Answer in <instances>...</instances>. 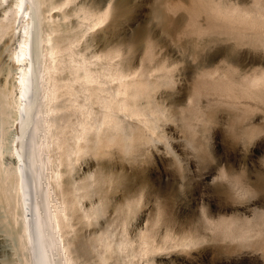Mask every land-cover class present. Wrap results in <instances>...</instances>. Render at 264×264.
Segmentation results:
<instances>
[{"label": "rangeland", "instance_id": "374dc122", "mask_svg": "<svg viewBox=\"0 0 264 264\" xmlns=\"http://www.w3.org/2000/svg\"><path fill=\"white\" fill-rule=\"evenodd\" d=\"M52 1L45 6L46 22L64 57L91 64L105 82L103 95L114 92L119 76L135 80L137 103L153 117L146 124L124 111L118 114L125 129L72 137L65 126L62 145L50 141L53 161L45 171L51 175L53 165L62 170L58 189L66 192L56 200L71 215L62 214V222L71 225L65 237L76 263L264 264L262 46L230 39L218 27L226 24L223 17L207 20L201 11L206 5L197 8L201 2L193 0ZM211 1L249 19L258 16L260 27L249 31L264 29V0ZM229 24L239 30L240 23ZM10 41L11 50L17 40ZM9 49L2 75L8 85L17 75L7 76L15 67ZM75 85L85 100L87 91L81 82ZM97 85L90 84L94 95L86 100L93 129L104 112ZM66 110L60 111L62 126L69 124ZM77 114L72 119L80 127L86 118ZM68 145L76 148L67 168L59 157ZM5 148L4 159L17 163ZM220 176L231 177L244 193L218 185ZM10 210L0 202V264L19 259L16 245L11 248L18 223Z\"/></svg>", "mask_w": 264, "mask_h": 264}, {"label": "bare ground", "instance_id": "6f19581e", "mask_svg": "<svg viewBox=\"0 0 264 264\" xmlns=\"http://www.w3.org/2000/svg\"><path fill=\"white\" fill-rule=\"evenodd\" d=\"M48 1L50 0H0V202L4 201V204L10 207V211L15 217V224H19H17V232H14L16 236L13 235L16 242L11 246L12 248L16 245L15 247L18 249V253L14 252L15 259H17L16 253L19 254L18 263L14 259L17 264H77L70 248V239L68 236L65 237V229L71 225L62 222V214H66V216L69 214L65 213L67 204H62L64 201L59 203L58 201L61 199L56 200L58 194L66 192L63 191L64 188L59 190L62 185L60 182L63 183V179L60 181V177L63 178L62 170L53 165L51 175L48 170H46L48 172L45 171L48 163L53 161L52 155H50V141L62 145L63 138L61 137H66L63 135L65 133L68 135L71 132L72 137H76L89 136L93 132L92 135L97 137L108 133L109 130L114 132V130L125 129L124 120L118 114L124 111L135 116L138 119L137 122L142 121L148 124L153 120V117L143 111L137 103L141 90L139 84L134 82L135 80L129 81L124 75L121 77L118 74V86L114 92H111L110 95H103L104 93L100 94V92L104 90L105 82H103L104 84L101 83L102 81L99 82L97 77L100 73L95 74L91 64L89 65L85 60L77 61L72 56L68 59L64 57L59 40L52 37L53 33L46 22L47 8L45 6ZM193 1L197 4L201 2L197 8L206 5L201 11H207V20L223 17L226 24L218 26L221 33L229 35L230 39H236L240 42L239 44L243 41H245L243 43L249 42L250 44L255 42L264 50V29L254 32L248 30L250 27L258 25V16L254 21L249 19L245 13L241 15L235 8L234 11L231 8L232 12H229L211 0ZM200 5L203 6L200 7ZM50 6L53 7L54 4ZM197 8L194 10L197 11ZM228 22L234 23V25L242 23L243 27L240 28L239 24L240 26L237 25L239 30L231 29ZM214 24L216 23L214 22ZM258 26L260 27V25ZM11 39H16L17 45L11 47L10 50L6 45H9L8 42ZM73 43L75 42L73 41ZM6 48L11 51L9 54L13 65H15L7 76L13 71L17 74L14 82L10 85H8V80L5 83L2 82L3 57ZM69 53L72 55V52ZM77 81L81 82V88L83 87L88 92L85 93L83 101L79 99L82 89L75 85ZM106 81L108 80L106 79ZM92 83L98 84L95 91H97V97L101 100L104 108L103 116L100 119L96 116L98 121L94 124V129L91 127L93 123L91 122L92 125H89L90 121L88 120V117L92 115L93 108L88 101L86 102L90 94H93V92H89ZM63 108L69 112L67 113L69 114L67 118L69 124L66 123L62 126L60 113ZM148 110L146 109V111ZM76 112L79 115L83 114L81 116L87 119H83V124H80V127H76L72 119ZM93 118L95 117L93 116ZM65 126L68 127V134ZM78 128L80 129L78 130ZM125 134V136L131 135L126 131ZM8 139H10L11 145L6 146ZM70 146L66 147L68 150L64 157H59V161L66 163V167H69L72 162L71 152L75 150L72 148H76V145ZM5 147H8L9 155L16 156H14V160H17V163H14L12 158L4 159V153L7 150ZM64 163H58V165ZM68 216L71 217V215ZM3 250L6 249L3 248Z\"/></svg>", "mask_w": 264, "mask_h": 264}, {"label": "snow or ice", "instance_id": "6c2138e0", "mask_svg": "<svg viewBox=\"0 0 264 264\" xmlns=\"http://www.w3.org/2000/svg\"><path fill=\"white\" fill-rule=\"evenodd\" d=\"M107 2L108 0H103V3L105 5L107 4ZM163 55L167 56L169 55V53H164ZM209 179H211V176H209ZM216 183L218 185L230 187L236 195H242L244 193L243 188L240 185H238L231 177L220 176V178L216 181Z\"/></svg>", "mask_w": 264, "mask_h": 264}]
</instances>
